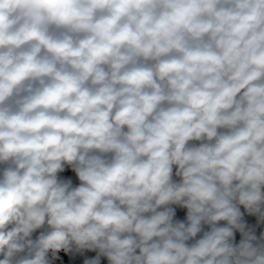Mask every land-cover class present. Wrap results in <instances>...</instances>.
<instances>
[{"label":"clouds","instance_id":"clouds-1","mask_svg":"<svg viewBox=\"0 0 264 264\" xmlns=\"http://www.w3.org/2000/svg\"><path fill=\"white\" fill-rule=\"evenodd\" d=\"M0 264H264V0H0Z\"/></svg>","mask_w":264,"mask_h":264}]
</instances>
